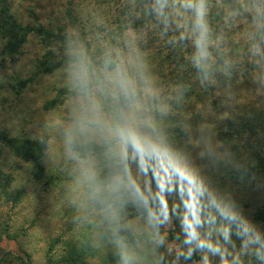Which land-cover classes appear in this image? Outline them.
Here are the masks:
<instances>
[{
  "label": "clouds",
  "instance_id": "clouds-1",
  "mask_svg": "<svg viewBox=\"0 0 264 264\" xmlns=\"http://www.w3.org/2000/svg\"><path fill=\"white\" fill-rule=\"evenodd\" d=\"M212 7L211 0H150L145 9L165 33L175 25L171 43L191 41L202 84L222 41L210 26ZM181 13L184 24L176 19ZM225 16L246 24L248 54L264 69V0H232ZM68 56L69 107L59 124L60 145L95 246L111 245L116 264H264V225L217 175L230 169L243 182L247 170L206 126L193 133L185 124L187 141L177 143L167 123L171 106L136 38L104 43L98 57L74 44ZM250 179L257 181L254 174ZM256 188L264 189V182Z\"/></svg>",
  "mask_w": 264,
  "mask_h": 264
},
{
  "label": "rangeland",
  "instance_id": "rangeland-1",
  "mask_svg": "<svg viewBox=\"0 0 264 264\" xmlns=\"http://www.w3.org/2000/svg\"><path fill=\"white\" fill-rule=\"evenodd\" d=\"M133 2V0H37L36 3V0H28L23 1L20 7L18 5L17 7L19 15L25 21H33L28 13V8L31 7L30 9L38 11L39 20L44 24L50 21L59 24L64 5L72 8L74 6L75 13L80 16L84 26L86 25L87 40L93 38L95 42L92 43L91 49H97L96 39L110 38L113 31H123L121 29L124 26L118 23V16L124 10L123 8L132 7ZM101 24L104 25L101 26ZM155 28L153 25H148V28L140 31L129 29L125 35L130 34L136 38L137 46L147 62L156 88L163 100L171 106L172 119L168 117L167 120V123L170 122L171 125L176 116L173 110H177L175 106L181 100L173 97L178 93L173 94L174 91L170 87L180 88L186 83L179 80L177 76V74H182L181 70L184 66L181 69L177 65L178 62L176 63L180 61L181 53L173 49L167 50L166 44L158 41L156 36L150 35V32L154 33ZM228 28L237 36L245 38L247 43V26L243 21L238 22L236 26L230 24ZM71 34L72 37L79 36L77 31L71 30ZM157 34L160 36L162 33ZM73 42L83 45L82 42ZM72 45L74 44L70 43L69 46ZM120 46L123 47V44L121 43ZM23 48L24 54L18 61H12L14 56L7 55V61H5L7 66L3 68L0 65V132L6 133L10 138L46 140L48 150L43 160L46 175L42 176V173L32 169L31 163L25 162L0 139L1 169L12 176L14 188L12 190L23 189L27 193L21 202L13 203V199L6 202V196L0 190V232L5 230L4 227L8 223L10 226V231H8L10 237L7 238L0 234V264H28L22 260L25 254H30L32 264H54L53 261L58 262L63 258L64 250H69L63 243L64 241H73L78 248L88 250L87 238L92 241L89 245H92L94 251L86 253L84 263L80 255L78 257L76 255L75 264H116L111 245L105 243L103 246H95L97 244L95 230L85 219L79 207V193L72 181L71 168L64 159L60 145L59 124L69 107V98L64 104L57 105L55 108L46 107L52 100L61 98V95L58 96L60 92L66 94L65 69L67 64L52 74L36 78L23 92L17 94L19 80L30 78L35 73L34 64L42 58L46 48L49 47L38 35L31 34ZM159 55L163 57L158 59ZM242 56H246L249 63L253 62L248 51ZM245 68L248 78L235 83L234 89L229 91L228 100L230 102L224 107L211 111L209 100L206 95H202L203 97L196 98L198 100L192 103L191 106L194 108L189 113L184 112V109L180 107L178 110L181 111L184 122L191 126L193 133L198 128L206 126L211 130L214 142L222 145L221 150L229 151L235 160L244 165V168L250 163L251 168L255 165L254 160H247V157L254 154L251 147L255 139H242L244 143L228 144L220 140L215 130L223 123L230 110L235 112L243 105L251 106L254 104L253 101H256L255 104L260 109H263L264 84L257 83V81H264V69ZM186 115L187 117H184ZM191 116L194 118L191 119ZM187 118L192 121H187ZM180 140L182 144L186 143L185 133L181 134ZM259 169L254 172L249 169L250 174L245 176L243 182H240L235 174H231L230 169H222L217 175L220 182L234 192L247 214L257 224L264 225L258 219L260 218L259 208L264 205V189L256 188L257 182H264V174H261ZM31 171L36 172V176ZM253 174L257 177V181H251ZM61 238L63 242H58ZM214 263L216 264L215 260ZM251 264H256V262L252 260Z\"/></svg>",
  "mask_w": 264,
  "mask_h": 264
},
{
  "label": "trees",
  "instance_id": "trees-1",
  "mask_svg": "<svg viewBox=\"0 0 264 264\" xmlns=\"http://www.w3.org/2000/svg\"><path fill=\"white\" fill-rule=\"evenodd\" d=\"M23 1L28 0H0V65L3 68L7 66V63L5 62L7 61V55H13L14 59L12 61H18L20 56L24 54L23 46L28 42L31 34L38 35L49 48H46L42 58L34 64L36 66L35 73L30 76V78L19 80V90L16 91L17 94L23 92L27 86L35 81L36 78L52 74L68 64L69 45L70 43L75 44L73 41L82 42L83 46L88 49L90 54L92 52L94 57H98L101 54L102 45L104 43L111 42L112 44H116L120 41L122 36L125 35L127 30L135 29L136 31H140L141 29L148 28V25H153L156 28L154 29V33L150 32V35L156 36L158 41L166 44L167 50L173 49V51L181 53L180 61H176L175 58L174 61H176V63L178 62L177 65H179L181 69L182 66H184L183 70H181L182 74H177V76L179 80L186 83L184 85L182 84L180 88L170 87L171 90L174 91L173 94L178 93L179 89L184 90L182 95L178 94L177 96H173L175 99L181 101L175 106L177 107V110H173L174 114L176 113L174 120L171 125L170 122L168 123L171 126L174 139L179 144H182L180 137L181 134H184L182 127L186 123L181 117L182 113L178 110V107L184 109V112L189 113V111L194 108L191 106L192 103L203 97L202 95H206V98L209 100L210 107H212L210 108L211 111L224 107L230 102V100H228L229 91H232L231 89L235 86V83L239 82L241 79L248 78V73H246L247 69L245 67H248L249 69L258 68L254 61L249 63V60H247L248 58L242 56V54L247 52L248 48L246 39L237 36L234 31H230L228 28V25L230 24L232 26L237 25L226 19L225 16V8L232 3V0H211L213 7L208 19L210 26L213 29L214 36L222 37V41L219 44V47L215 48L213 51L215 63L211 77L208 82L203 84L201 83L200 74L192 64L191 58L193 48L191 41L188 40L171 43V38L178 34L175 25L173 24L165 33L163 24L159 23L153 15L147 14L145 11L150 0H133L132 7L123 8L124 10L118 16V23H120L121 26H124L121 29L123 31H113L110 38L102 37L96 39V42H98L97 49H91L92 43L95 42H93V38L87 40L86 25L84 26L80 16L75 13L74 6L72 8L71 6L64 5L59 24H54L51 21L44 24L39 20L38 11L30 9L31 7L28 8V13L33 21H25L24 18L19 15L17 5L20 7ZM72 4L73 3L71 2V5ZM122 15L123 18L121 19ZM176 19H179V22L184 24L187 19V14L181 13ZM102 25L104 24H101V26ZM185 27H187L186 24ZM71 30L77 31L79 36L72 37ZM157 33L162 34L159 36ZM161 57L163 56L159 55L158 59ZM241 57H243V59ZM163 59L165 60V57ZM226 59L231 61V66L227 68L224 63ZM64 93L65 92H60L58 96L61 95V98L52 100L46 107L50 109L55 108L57 105L64 104L65 100L69 98L68 91H66L65 95ZM253 102L254 104L251 106L246 104L238 107V111L233 112L230 110L223 123L218 128H215V130L216 134L220 137V140H224L225 143L228 144L237 142L244 143L242 139H255L251 147L254 154L247 157V160H254L253 162L255 165H252L253 167L250 168L249 163L245 168L247 174H250V170L254 172L260 167V173L264 174V106H262L263 109H260V107L255 104L256 101ZM187 115L184 117H187ZM169 118L172 119V115H170ZM190 118L193 119L194 117L191 116ZM186 120L192 121L188 120V118ZM0 139L4 144H7L8 147H11L16 155L21 156L25 162L31 163L32 169L42 173V176L46 175V169L43 165V160L48 150V143L46 140H33L20 137L10 138L4 132H0ZM35 173L32 172L33 175H35ZM230 173L235 174L233 171H230ZM51 181L53 183L55 182V180ZM12 188V176L6 174L0 166V190L6 196V202L11 201L12 199L13 203L21 202L23 197L27 194L26 191L23 189L12 190ZM259 210L258 215L260 214V218L258 219L261 223H264V205L259 208ZM8 225H5V230L0 232L1 236L7 238L10 237L8 232L10 231V226ZM61 241L63 242V238L58 240V242ZM86 242L88 244V250H85L82 247L78 248L73 241H64L63 243L66 244V247H68L69 250H64L63 258L60 261H53L52 263L75 264L76 255L77 257L80 255L82 263H84L86 253L88 251H94L91 247L92 245H89L92 241L87 238ZM22 260L26 261L28 264L33 263L30 254H25V257L22 258ZM50 260L52 261V259ZM213 264L215 263L213 262Z\"/></svg>",
  "mask_w": 264,
  "mask_h": 264
}]
</instances>
